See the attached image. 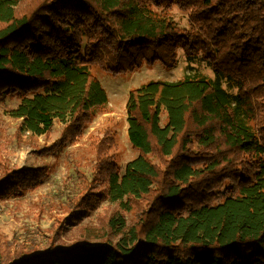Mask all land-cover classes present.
<instances>
[{
    "label": "trees",
    "instance_id": "16d2710c",
    "mask_svg": "<svg viewBox=\"0 0 264 264\" xmlns=\"http://www.w3.org/2000/svg\"><path fill=\"white\" fill-rule=\"evenodd\" d=\"M181 50L183 78L130 91L140 154L121 170L99 143L101 194L122 212L107 231L118 239L5 264H264V0H0V101L20 99L10 114L22 133L46 134L57 120L83 128L109 103L93 69L174 68ZM41 170L0 176V197ZM144 202L129 225L125 213Z\"/></svg>",
    "mask_w": 264,
    "mask_h": 264
},
{
    "label": "rangeland",
    "instance_id": "374dc122",
    "mask_svg": "<svg viewBox=\"0 0 264 264\" xmlns=\"http://www.w3.org/2000/svg\"><path fill=\"white\" fill-rule=\"evenodd\" d=\"M178 15L186 18V13ZM187 65L181 50L180 62L174 68L158 61L121 74L93 69L108 92L109 103L95 111L83 128L78 125L70 129L57 120L46 134L22 133L20 119L10 114L20 99L0 101V176L17 169H42L35 183L0 197V264L52 245L98 244L109 237L118 239L107 231L110 218L122 212L118 203L102 197L106 183L96 172L99 143L124 170L140 154L128 135L130 91L151 80H179L188 72ZM194 67L214 76L205 62H196ZM83 194L85 198L80 201ZM91 198L87 209L79 206V201ZM144 205L146 202L125 213L129 225L138 222L137 213Z\"/></svg>",
    "mask_w": 264,
    "mask_h": 264
}]
</instances>
